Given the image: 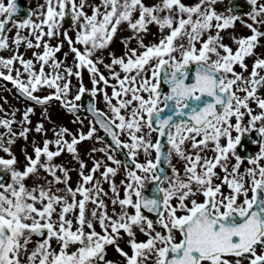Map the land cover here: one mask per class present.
<instances>
[{"label":"snow or ice","instance_id":"1","mask_svg":"<svg viewBox=\"0 0 264 264\" xmlns=\"http://www.w3.org/2000/svg\"><path fill=\"white\" fill-rule=\"evenodd\" d=\"M223 2L44 0L17 21L18 0H0V51L12 52L0 80L32 102L20 120L0 105V264H264V0H245L247 19ZM237 22L251 35L230 36L233 49L222 33ZM153 25L160 38L146 44ZM22 45L37 51L25 59ZM53 102L81 129L90 114L87 131L53 128L33 155L21 150V167L12 146L47 136L31 116L39 106L49 120ZM245 138L257 152L237 151ZM92 140L104 146L88 168L78 145ZM65 152L79 165L75 187L55 162Z\"/></svg>","mask_w":264,"mask_h":264},{"label":"rangeland","instance_id":"2","mask_svg":"<svg viewBox=\"0 0 264 264\" xmlns=\"http://www.w3.org/2000/svg\"><path fill=\"white\" fill-rule=\"evenodd\" d=\"M44 2V0H31V7H35V6H39ZM225 5V0L223 2V4L219 5V10H223V6ZM251 22V21H248ZM15 29H13L12 33H11V37L14 35ZM23 35H27V30H24ZM222 35L224 36V43L233 47V49L236 48V45L233 44L232 40L229 38L230 36L234 35L236 37H246L248 35H251L250 31L244 27L241 23L237 22L235 25L234 29H229L225 32L222 33ZM53 43H55V41H53ZM20 52L25 54V59L31 58L32 56V52L33 51H37L36 49H26L25 46H21V48L19 49ZM12 55L11 51L8 50H3L0 51V56H4V57H9ZM238 72L241 70L236 69ZM101 71L106 72L103 68H101ZM251 70L248 71V73H245V75L247 76L250 73ZM262 75H264V72L261 73ZM105 75H108L107 73ZM84 83L87 86H91L90 81H89V77H88V73L85 72L84 73ZM76 84H73V95L75 94V90H76ZM3 87V81L0 80V89ZM2 90V89H1ZM4 91H5V95L4 97H1L3 94L0 93V105H2L4 107V109L8 112L14 111L16 109H19L20 111L17 112L16 115V119L20 120L21 119V115L22 112L29 106L26 103H23L21 99H19L16 96V99H11V100H7V94H10V90L9 88H7L6 86L4 87ZM48 90H44V92L41 93V95L45 94ZM108 93L111 94L112 89L108 88L107 89ZM260 95L264 96V89L260 90ZM7 100V103H4V100ZM101 103L104 105V101L101 100ZM255 108V105H252ZM60 109H58L55 106H52L48 109V116L50 117L49 120H44L42 118V109L41 108H35V114L31 116V121H32V127L34 129L35 125L37 123H44L45 128L48 129L47 131V136L45 137L44 135L41 134H37L35 133V131L33 130V132L29 135L28 140L25 141L24 139H19L16 144H14L12 146V151L15 148H21L26 150L28 155H33V141H35L37 144H41L42 146V141L43 139L47 138V139H52L53 138V132L52 129L53 128H57L60 126L63 127H68L73 133L77 132L78 130H86L84 127L81 129V126L79 124H74L72 123V120L67 118V115L63 114L62 112L59 111ZM2 115V114H0ZM17 131H19V129H17ZM86 132V131H85ZM153 139H155V135L153 136ZM104 145L101 143H98L95 140L92 141H85L82 142L80 145H78V151L80 153V157L81 159H83L87 165L88 168L92 167V158H90L89 153L91 152V149L93 147L96 148H101ZM0 155H3L2 153H0ZM154 156V154H153ZM19 162H20V166L22 167L25 163L24 160V154L22 156H18L17 157ZM95 158L96 159H103V154L97 152L95 154ZM117 158H120V155L117 154ZM141 159H143V157H141ZM55 162L57 164H63L66 167H68L69 169H71L70 175L72 178V185L73 187H75L77 181H78V175H77V171L79 169V165L78 163L73 160L72 156L70 154H68L67 152H65L64 154H62L60 157L56 158ZM176 163V162H175ZM177 167L181 168L182 165L177 163ZM43 175V173H41ZM50 179V177H49ZM116 179V178H115ZM91 207V206H89ZM140 239H144L143 236L139 237Z\"/></svg>","mask_w":264,"mask_h":264},{"label":"flooded vegetation","instance_id":"3","mask_svg":"<svg viewBox=\"0 0 264 264\" xmlns=\"http://www.w3.org/2000/svg\"><path fill=\"white\" fill-rule=\"evenodd\" d=\"M239 15L242 16V17H244V15L241 14V13H240ZM150 32H151V34L147 36V38L145 39V43L147 44V43H150V42H151V43L158 42V40H159V38H160V33H159L158 28H157L155 25L150 26ZM119 45H121V44H120V36L117 37L115 43L112 45V47H111L110 50L115 51V53L118 54V55H122V54H123V51H121V52H118V51H117V48L119 47ZM121 46H122V45H121ZM130 46H131V47H136V42H135V40L132 41V43H131ZM255 138H256V137H255ZM255 138H254V139H255ZM234 163H235V162H234ZM244 167H247V163H246V162H245V164H244ZM31 183H32V181L30 180V181H29V184H31ZM59 187H62V185H59ZM30 247H31V245H30ZM121 247H124L125 251H128L126 245L121 244ZM110 259H113V260H119L120 258H119L115 253H113V255L110 257Z\"/></svg>","mask_w":264,"mask_h":264},{"label":"water","instance_id":"4","mask_svg":"<svg viewBox=\"0 0 264 264\" xmlns=\"http://www.w3.org/2000/svg\"><path fill=\"white\" fill-rule=\"evenodd\" d=\"M102 135H104V133L102 132Z\"/></svg>","mask_w":264,"mask_h":264}]
</instances>
